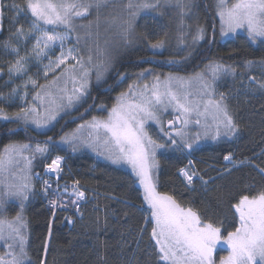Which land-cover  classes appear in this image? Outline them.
<instances>
[{"label": "snow or ice", "instance_id": "snow-or-ice-1", "mask_svg": "<svg viewBox=\"0 0 264 264\" xmlns=\"http://www.w3.org/2000/svg\"><path fill=\"white\" fill-rule=\"evenodd\" d=\"M170 3L179 9L184 26L183 17L189 13L192 0H24L23 4H6L5 0H0V31L6 12L14 13L7 16L8 36L0 41V51L14 57V60L6 61L9 81L27 75L30 61L48 60L42 69L46 83L40 84L29 76L6 95L0 93V99L6 103L18 97L26 105L10 114L0 107V119L16 124L18 128L27 129L31 125L47 128L62 111L87 97L93 74L97 82L104 78L114 58L112 48L120 43L131 45L140 38L135 32L136 20L142 14L159 11ZM109 6L111 12L102 14ZM216 8L222 36L242 30L252 45L264 46V0H217ZM93 12L95 18L87 24L76 23ZM21 17L27 21V27L20 22ZM102 23L115 29V40L105 39L103 47L100 44ZM78 29L84 30L83 36ZM73 36L74 45L67 46L66 42ZM191 39L193 45L204 40L205 29L197 25ZM29 40L34 41L30 50L21 55V46L27 48ZM149 46L163 48L165 40L157 39ZM57 48L59 54L53 59L49 54ZM257 70L259 76L254 74ZM149 71L145 69L138 75L143 77ZM49 73H52L51 80H47ZM118 75L120 80L125 78L124 73ZM229 76L233 80L240 77L241 81L246 77L250 92H264V57L245 60L242 65L209 60L204 70L190 76L169 73L163 80L154 75L150 83L133 82L115 97L116 102L108 110L107 118L93 117L59 138V143L67 144L73 152L83 146L98 151L102 147L100 154L112 163L131 167L148 208L145 224L152 223L149 238L153 241L155 264H264V188L237 197L232 207L238 215V224L232 231L224 229L222 222L218 226L210 219L202 218L200 210L182 206L174 195L159 191V162L156 159L159 149L174 147L190 156L198 150L201 141L220 142L239 137L241 129L227 103L228 94L217 90L218 81ZM30 86L34 90L32 103L27 102ZM169 109L175 116L167 121L171 130L165 131L161 114ZM149 122L159 126L165 143L152 138L147 130ZM189 125L198 126L200 131L189 132ZM57 146L58 142L49 136L43 144L34 147L29 143L10 142L0 152V241L5 246L4 253L0 254V264H36L27 249L28 222L24 210L36 193L34 180L38 174L33 172V161L37 156L48 157ZM26 152L30 155L25 156ZM223 159L232 168L251 164L264 176V167L247 158L237 161L231 151ZM64 161V156L56 155L46 164L47 172L56 178V188L43 180L40 191L45 197L53 192L55 199L48 200L52 209L65 208L64 197H74L71 203L80 212V202L86 201L87 196L79 179H73L71 185L65 182L61 189L59 181L64 175ZM195 164L189 159L187 165L177 169L185 187L190 190H194L196 180L207 185L213 179L205 180ZM232 168L226 167L223 172L230 173ZM248 191L251 186L246 188L245 192ZM13 198L18 201L19 211L9 219L4 214L7 203ZM144 231L143 227L139 230L141 238ZM219 245H224L228 254L217 262L215 254ZM47 253L46 242L39 264H47ZM152 254L149 253V259Z\"/></svg>", "mask_w": 264, "mask_h": 264}, {"label": "trees", "instance_id": "trees-1", "mask_svg": "<svg viewBox=\"0 0 264 264\" xmlns=\"http://www.w3.org/2000/svg\"><path fill=\"white\" fill-rule=\"evenodd\" d=\"M216 4L217 0H194L199 26L205 29V39L195 45L191 43L181 51L171 47L175 34L164 28L166 25L161 18L152 17L147 24H139L137 35L140 38L136 40L135 48L130 45L121 48L104 78L97 82L93 75L87 97L49 130L39 131L31 126L18 128L16 124L0 119V152L10 142L29 143L34 147L49 136L58 142L61 136L76 129L79 124L93 117L105 118L116 102L115 97L145 69L160 76L169 73L190 76L204 70L209 60L242 65L245 60L264 57V46L252 45L246 35L222 38ZM5 27L4 24L0 40ZM157 39L168 40L170 45L151 48L149 44ZM170 59L180 62L168 63ZM120 73L125 74L123 80L119 79ZM234 95L230 109L241 129L238 138L199 144L198 150L190 156L174 147L164 148L159 153L158 169L161 192L174 195L182 205L200 210L202 218L210 219L218 226L222 222L227 231L234 230L238 224V215L232 207L237 197L251 195L264 188V176L251 164L232 168L223 159L231 151L237 161L247 158L264 167V94ZM2 105L0 102V107ZM101 105L104 107L101 108ZM154 134L158 136L156 129ZM56 149L58 154L67 158V175L63 180L71 184L73 179H79L87 200L81 205V218L72 204L68 211L58 209L53 216L47 198L36 189L35 196L30 197L24 210L28 222L27 249L31 259L39 264L47 242V264H155L153 241L149 238L152 223L145 224L148 208L135 176L128 169L90 153L73 154L67 148ZM189 159L196 162V169L205 180L213 178L207 185L196 180L194 190L185 187L177 169L187 165ZM45 163L47 157L37 156L33 172L41 173ZM226 167L232 168V171L223 172ZM249 186L251 191L245 192ZM18 211V203H10L6 216L11 213L14 217ZM70 218H73L72 224ZM142 227L145 231L141 238L139 230ZM4 250L0 246V253ZM149 253H153L151 259Z\"/></svg>", "mask_w": 264, "mask_h": 264}, {"label": "rangeland", "instance_id": "rangeland-1", "mask_svg": "<svg viewBox=\"0 0 264 264\" xmlns=\"http://www.w3.org/2000/svg\"><path fill=\"white\" fill-rule=\"evenodd\" d=\"M13 2L18 3V4H23L24 3V2L21 3L18 0H5L6 4L13 3ZM120 2H126V0H120ZM162 2H163V0H162ZM111 10H112L111 6H109V8H106V9L102 10V14L106 15L107 13L111 12ZM161 13H163V14H161ZM197 13L198 12H197V10L195 8L194 0H192V4L190 6L189 13L183 17L184 26H182L181 25V16L179 15V9H177L174 6H172V4L170 3L169 5L161 8L159 11H153V12H151V14H147V15L142 14L136 20L135 32L137 33V28H138L139 24L142 26L144 24H147L149 21H152L153 18L157 19L156 17H159V18H161L163 20V22H165L164 25H166V26L164 28L166 30L170 29L172 31V33L175 34V38H174V40H172V45L173 46H171V47L175 51H181L184 47H186V46H188L189 44L192 43L191 37L195 34V30H196L197 25H199V16H198ZM13 14L14 13H12V12H6V18L4 20V24L6 26L5 27V32H4L2 40H0V41H3L4 39H6L8 34H9L8 30L10 28V24L8 22L7 16H10V15H13ZM94 18H95V13L93 12L92 15L88 16L85 19L77 20L76 23L77 24H87L89 22V20H93ZM217 18L219 20L218 15H217ZM102 20H103V15H102ZM20 22L24 23L25 27H27V21L24 19V17L20 18ZM219 23H220V20H219ZM105 29H108V30L105 31ZM78 31L83 36L84 30L83 29H78ZM2 32H3V30L0 31V34ZM114 32H115L114 28H108V25L103 24V23L101 24V28H100V44H101V47H103L105 39H109V40H113V41L115 40ZM182 33H183V36L181 35ZM236 35H246V33L244 31H242V30H238L236 33L229 34L228 36H222V38L223 39L232 38V37H234ZM181 40H183V43L181 42ZM33 42L34 41L29 40L28 44H27V48H25L24 46H21V55H24L27 50H30L31 44ZM74 43H75V40H74V36H73L72 39H70L69 41L66 42V45L67 46H72V45H74ZM89 44L91 45V41H89ZM168 44L170 45L169 41L168 40L165 41L164 48L167 47ZM135 45H136V41L134 43H132L130 46L132 48H135ZM127 46H129V45H124V44L120 43L117 47L112 48L111 51L113 53V57L114 56H118L120 54L121 50H122L121 48L127 47ZM81 47L83 49V47H84L83 43H82ZM58 54H59V48L55 49V51L53 53H50L49 55L54 59L55 56L58 55ZM8 60H14V57L5 56L3 54V52L0 51V69H3V71L0 72V93H4L6 95L8 92H10L12 87H15L16 85H22L28 79L29 76H31L33 79H36L38 81V83H40V84L46 83V80H45V78L42 75V69H43V65L48 63L47 59L43 60L42 62L41 61H35V60L30 61L29 65H28L29 71H28L27 75L22 76V77L21 76L13 77V79L11 81H9V77H8V74H7L6 61H8ZM112 63H113V61H112ZM57 74H59V73L57 72ZM254 74L257 75V76L260 75L258 70L255 71ZM154 75H158V74L150 70L149 72H146L143 77L138 75L133 80H130L128 85L132 84L133 82H136L137 84H140V85H142L144 83H150L152 81V78H153ZM158 76L161 78V80H163L167 75L166 76L158 75ZM181 76H187V75H181ZM92 77H91V80H92ZM52 78H53L52 77V73H49V76L47 77V80H51ZM126 90L127 89H125L124 91H126ZM217 90L220 91V92H225V93L228 94L227 103H228L230 108H232V102H233L232 100L235 99V95L234 94H239V95L240 94H264V92H262V91L250 92L248 90V87H247V79H246V77L243 79V81H241L240 77H237L235 80H233V78L230 77V76L229 77H223L217 83ZM28 93L29 94H28V97H27V102L28 103H32L33 102L32 101V95L34 94V90L31 88V86L28 89ZM0 102L3 104L1 107H3L5 109V111L7 113H9V114L17 111L20 107L26 106L23 102L20 101V99L18 97L14 101H11V102H7L6 103L2 99H0ZM77 105L78 104L74 105L70 109H65L64 111H62L57 116L56 120L53 121L47 128H36L35 125H31V127L35 128L36 130H39V131H47L51 127H53L57 123V121L64 114L72 112V110H74L77 107ZM37 107H41V106L39 104H37ZM41 112H43V108L42 107H41ZM174 116H175V113L171 109H169L167 112H164V113L161 114V119L164 122L165 131H170L171 130L170 127L167 125V121L171 120V119H174ZM105 118H107V116ZM101 119H103V118H101ZM90 120H87V121H90ZM158 127L159 126L155 125L153 122H149V125L147 126V130H148L149 134L152 136L153 139L157 140L160 143H165L164 138L162 137V135L158 131ZM155 129L158 131V136H155V134H154V130ZM187 130L189 132H191V133H195L197 131H200L199 127L196 126V125H189ZM71 132L72 131H70L69 133H71ZM206 142H213V141L212 140H204V141H201L200 144L206 143ZM37 144H43V142L37 143ZM57 147L58 148H62V149H64V148L66 149L67 148V149L71 150V148L67 144L59 143V141H58V146ZM56 150L57 149L55 147L54 150H51L49 152L48 157H47V163H50L51 159L54 158L56 155H60V154H58L56 152ZM102 150H103L102 147L98 151V150H94L92 147L83 146V147L78 148V150L75 151V152H73L72 150L71 151L73 152V154H76V153H90V154L96 156L99 159H102V160H105L107 162H110L111 164H113L115 166L126 168L134 175V173H133V171H132V169H131V167L129 165L112 163V161L109 160L105 155H101L100 154V151H102ZM161 150L162 149H159L157 151V154H156V159L158 160V162H159V153H160ZM28 155H30V153L26 152L25 156H28ZM61 156H63V155H61ZM47 163H45L43 171L41 173L46 171V167L45 166H46ZM66 163H67V158L65 157V161H64V165H63V167H64L63 178H64L65 175H67V165H66ZM33 166H34V161H33ZM43 180H48L49 183L52 182V180L49 177H47V178L45 177ZM43 180L40 181L38 178H36L34 180L35 189H38V193L41 192L40 190L42 188ZM64 184H65V182H64ZM64 184H60L61 185V189L63 188ZM68 185H71V184H68ZM138 187L142 191V188H141V186L139 184H138ZM52 188L55 189L56 186L53 184ZM86 196H87V194H86ZM44 198H47V200L55 199V196H54L53 192H49L47 197L44 196ZM72 199H74V197H68V196L64 197L65 202L69 201V203H66V205H68L69 207L72 204L71 203ZM83 202H85V201H81L80 205ZM10 203H18V201H16L13 198V199L9 200L7 205L10 204ZM7 205H6V208H7ZM182 206H185V205H182ZM185 207H188V206H185ZM80 212H81V210H80ZM80 212L78 213L76 211L77 214H80ZM6 213H7V211H6ZM6 213L4 214L5 216H6ZM8 214L9 215H7L6 217L7 218L11 217L12 214L11 213H8ZM11 218H13V216ZM11 218H9V219H11ZM27 236H28V233H27ZM0 246L5 249L3 241H0ZM3 253H0V254H3ZM227 254H228L227 248L224 245H219L218 248H217L216 254H215L217 262L219 261V258L221 256H226Z\"/></svg>", "mask_w": 264, "mask_h": 264}, {"label": "built area", "instance_id": "built-area-1", "mask_svg": "<svg viewBox=\"0 0 264 264\" xmlns=\"http://www.w3.org/2000/svg\"><path fill=\"white\" fill-rule=\"evenodd\" d=\"M38 174V179L40 180V181H42L45 177L47 178V177H49L51 180H52V182L50 183L52 186H53V184L56 186V184H55V176L52 174V175H50V173L49 172H47V170L46 171H44L43 173H40V172H38L37 173ZM64 180H63V176H62V178L60 179V181H59V183L60 184H64ZM41 195H42V193L41 192H39ZM43 196V195H42ZM44 197V196H43ZM66 203H69V201H67ZM84 203V202H83ZM82 203V204H83ZM81 204V205H82ZM81 205H80V208H81ZM58 209H60V210H66V211H68L69 210V206L68 205H66V207L65 208H56V209H53V211H55V213L57 212V210ZM79 213V212H78ZM80 213H82V212H80ZM77 214V213H76ZM77 216L79 217V218H81L82 216L80 215V214H77ZM70 220H71V222H70V224H72V222H73V218H70Z\"/></svg>", "mask_w": 264, "mask_h": 264}, {"label": "bare ground", "instance_id": "bare-ground-1", "mask_svg": "<svg viewBox=\"0 0 264 264\" xmlns=\"http://www.w3.org/2000/svg\"><path fill=\"white\" fill-rule=\"evenodd\" d=\"M50 175H52V173H50Z\"/></svg>", "mask_w": 264, "mask_h": 264}]
</instances>
